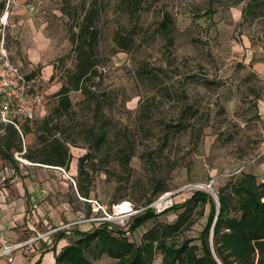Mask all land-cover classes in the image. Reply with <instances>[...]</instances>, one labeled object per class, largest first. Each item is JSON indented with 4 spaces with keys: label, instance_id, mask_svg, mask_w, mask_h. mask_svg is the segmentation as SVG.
<instances>
[{
    "label": "rangeland",
    "instance_id": "rangeland-1",
    "mask_svg": "<svg viewBox=\"0 0 264 264\" xmlns=\"http://www.w3.org/2000/svg\"><path fill=\"white\" fill-rule=\"evenodd\" d=\"M165 15L168 34L160 30ZM86 16L97 32L98 75L88 92L69 93L65 111L58 92L78 64ZM2 35L10 61L44 95L30 126L33 153L42 158L54 137L85 149L89 185L99 188L86 199L109 213L123 201L139 211L107 223L130 242L174 223L183 210L173 207L206 192L203 185L216 193L244 173L264 182V0H0ZM165 192L172 204L150 207ZM147 206L158 218L131 233ZM194 208L179 237L201 248L211 205ZM116 263L106 255L94 261Z\"/></svg>",
    "mask_w": 264,
    "mask_h": 264
},
{
    "label": "trees",
    "instance_id": "trees-1",
    "mask_svg": "<svg viewBox=\"0 0 264 264\" xmlns=\"http://www.w3.org/2000/svg\"><path fill=\"white\" fill-rule=\"evenodd\" d=\"M208 15L212 17L214 11L210 9ZM91 18L92 16H86L85 23L79 28L76 36L78 64L67 76L68 83L62 85L58 92L60 105L65 111L71 108L69 93L82 89L88 92L87 82L98 75L93 49L97 32L92 29ZM163 18L160 30L168 34L170 19L168 15ZM56 111L60 113L61 109ZM6 132L0 143L8 148L17 147L16 140L20 139L18 130L13 125H8ZM104 137L105 134L99 136L98 144ZM48 146L42 151V160L66 165L68 146L56 137ZM88 157L86 154L80 158L79 175L89 185L90 173L84 169V161ZM28 158L34 157L28 155ZM215 194L220 204L213 231V249L217 260L221 264H264V182H259L254 174L244 173L231 179L226 187ZM198 202L211 205L207 224L200 234L201 248L191 245L192 239L179 237L191 228L195 216L194 207ZM173 208L183 210L177 220L171 224H155L144 233L140 244L130 242L122 231L116 233L107 223H101L88 232H76V238L57 255L56 264H94L103 255L116 260V264H153L158 253L163 256L162 264H219L209 243L217 211L214 197L209 193L196 191L183 204ZM157 218L158 215L147 206L132 221L131 233Z\"/></svg>",
    "mask_w": 264,
    "mask_h": 264
},
{
    "label": "crops",
    "instance_id": "crops-1",
    "mask_svg": "<svg viewBox=\"0 0 264 264\" xmlns=\"http://www.w3.org/2000/svg\"><path fill=\"white\" fill-rule=\"evenodd\" d=\"M7 126L0 123V140ZM30 126L31 121L20 122L17 147L0 143V174L7 177V182L0 181V251L3 245L15 246L9 257L0 256V264H56L57 255L76 238V232L98 226L82 222L97 214L85 199L99 190L95 181L88 185L79 175L78 162L86 150L68 147L64 166L34 159ZM66 225L69 228H63Z\"/></svg>",
    "mask_w": 264,
    "mask_h": 264
},
{
    "label": "built area",
    "instance_id": "built-area-1",
    "mask_svg": "<svg viewBox=\"0 0 264 264\" xmlns=\"http://www.w3.org/2000/svg\"><path fill=\"white\" fill-rule=\"evenodd\" d=\"M8 6L4 14V18L8 17ZM4 24V23H3ZM44 95L38 90L36 86L31 85L25 75H23L18 68H16L10 61L9 56L4 47V35L0 41V123L7 125H13L18 131H20L21 121H33L36 118V110L41 106ZM17 159L20 153H17ZM64 174H66L63 168H59ZM1 183L7 182V177L2 172L0 174ZM71 182L75 184L74 180L70 178ZM207 190L215 193L212 189ZM216 195V194H215ZM164 196V197H163ZM166 196V197H165ZM173 193L166 192L161 195L152 206H161L162 203L168 199L171 202L168 204L169 207L172 204ZM92 206L96 207L97 214L89 217L82 222L94 223L100 225L101 223H111L120 220H127L139 211H136L134 205L129 201H123L113 206L111 212L103 207L97 200L85 199ZM102 214V215H101ZM70 225H66L63 228H67ZM110 229H113L110 227ZM15 250V246L3 245L0 251V256H10ZM12 261V259H9Z\"/></svg>",
    "mask_w": 264,
    "mask_h": 264
},
{
    "label": "water",
    "instance_id": "water-1",
    "mask_svg": "<svg viewBox=\"0 0 264 264\" xmlns=\"http://www.w3.org/2000/svg\"><path fill=\"white\" fill-rule=\"evenodd\" d=\"M208 189H210V186H207ZM207 193H209L210 195H212L214 197V200H215V203H216V206H217V211H216V216H215V219L213 221V225H212V228H211V234H210V239H209V243H210V248H211V251L214 255V257L216 258V255H215V252H214V249H213V231H214V226H215V223H216V220H217V217H218V214H219V208H220V204H219V201L215 195V193L213 194V192L209 191V190H205ZM217 260V258H216ZM219 264H221L219 262V260H217Z\"/></svg>",
    "mask_w": 264,
    "mask_h": 264
},
{
    "label": "bare ground",
    "instance_id": "bare-ground-1",
    "mask_svg": "<svg viewBox=\"0 0 264 264\" xmlns=\"http://www.w3.org/2000/svg\"><path fill=\"white\" fill-rule=\"evenodd\" d=\"M202 187H204V188H207V186H206V185H203Z\"/></svg>",
    "mask_w": 264,
    "mask_h": 264
}]
</instances>
